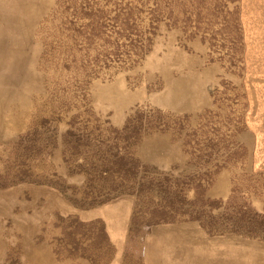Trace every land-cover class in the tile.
Returning <instances> with one entry per match:
<instances>
[{
    "label": "rangeland",
    "instance_id": "rangeland-1",
    "mask_svg": "<svg viewBox=\"0 0 264 264\" xmlns=\"http://www.w3.org/2000/svg\"><path fill=\"white\" fill-rule=\"evenodd\" d=\"M254 2L41 0L0 126L4 242L41 246L36 264H146L148 241L173 227L222 258L263 250ZM0 264L28 263L12 249Z\"/></svg>",
    "mask_w": 264,
    "mask_h": 264
},
{
    "label": "bare ground",
    "instance_id": "bare-ground-1",
    "mask_svg": "<svg viewBox=\"0 0 264 264\" xmlns=\"http://www.w3.org/2000/svg\"><path fill=\"white\" fill-rule=\"evenodd\" d=\"M40 3L41 0H0V126L5 124L2 118L8 108L9 101L11 100L12 107H14L20 99L21 89L18 87V83L24 63L26 42L29 38L30 25L44 12ZM260 3L261 0H256L252 5L255 9L253 15L255 19L257 16L264 14V7ZM260 24H264V21ZM3 196V194H0V204L4 198ZM10 205L11 202L9 204H1L0 214H7L6 212L9 209L1 208H8ZM37 228V224L30 223L29 229L32 231V238L34 230ZM171 231L169 232L170 235L162 238V240L154 241L153 245L149 246V264H172L162 252L165 250L164 246L168 244L176 249V252H174L176 255L186 256L187 260L192 264H264V249L261 250L262 248L260 249L257 245L248 246L247 248L243 247L244 250L231 248L224 252L226 258H222L220 251L211 252L202 246L198 251L199 254L196 253L193 256L186 244L195 241L193 239L195 234L188 235L191 230L183 228H180L179 231ZM4 234L5 232H2L0 228V262H3L4 258L14 249V251L20 252L28 264L37 263L40 250L37 249L35 244L28 238H22L21 246H18L16 241L4 242ZM227 254H230V256ZM47 261L51 264H56L49 257Z\"/></svg>",
    "mask_w": 264,
    "mask_h": 264
},
{
    "label": "crops",
    "instance_id": "crops-1",
    "mask_svg": "<svg viewBox=\"0 0 264 264\" xmlns=\"http://www.w3.org/2000/svg\"><path fill=\"white\" fill-rule=\"evenodd\" d=\"M166 100H167V103H173L176 106L182 105L179 102V100L177 99L176 95H175V97H172V99H170V96H169ZM108 219H110V221L108 222V225H109L108 227L112 230L111 233L115 234V230H116V227L115 226H117V222H116V219H115V215L114 214H108ZM180 228L193 230V227H175V228L173 227V228H169V229L170 230L179 231ZM169 229L168 228H164V230L155 232V235H154L155 237L153 239H151L150 241H148V243L146 244V247L144 249V256H145L146 264H149V256H148L149 246L150 245H153V242L154 241L162 240V238L167 237L168 235H170L169 232H172V231H169ZM164 232H167V233L166 234H161V233H164ZM194 234L195 233H193V235ZM188 235H192V234L189 233ZM196 237H198V238H196ZM193 239L199 241V242H197V245H196V241H194L193 243L186 244V245H187L188 248H190V250H191L190 253L193 256H195L196 253L199 254L198 251L202 248L201 247V240H200L201 239V235L199 233H197V234H195V237ZM119 242H121V241L116 240V244H118ZM37 249H39L40 252H41V246H37ZM164 249L165 250L162 251L163 252V255L172 264H192L190 261L187 260L186 256H183V255H180V254L176 255L174 253V252H176V249H174V247L171 246L170 244L165 245L164 246ZM45 258H48V257H45ZM49 258L52 259L51 257H49ZM39 259H40V256H39Z\"/></svg>",
    "mask_w": 264,
    "mask_h": 264
}]
</instances>
